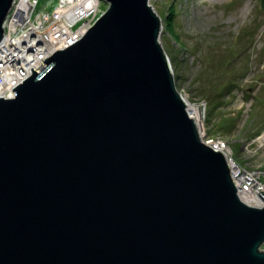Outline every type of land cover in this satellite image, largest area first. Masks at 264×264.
Segmentation results:
<instances>
[{"label":"water","instance_id":"1","mask_svg":"<svg viewBox=\"0 0 264 264\" xmlns=\"http://www.w3.org/2000/svg\"><path fill=\"white\" fill-rule=\"evenodd\" d=\"M105 1L0 98V264H264V207L200 140L160 19L148 0Z\"/></svg>","mask_w":264,"mask_h":264},{"label":"rangeland","instance_id":"2","mask_svg":"<svg viewBox=\"0 0 264 264\" xmlns=\"http://www.w3.org/2000/svg\"><path fill=\"white\" fill-rule=\"evenodd\" d=\"M260 1L148 0L161 21L158 41L168 58L174 86L200 111L204 131L200 140L204 144L222 140L235 159L251 165L262 156L252 148L248 153L245 147L264 131V11ZM54 2L39 0L38 9L51 11ZM260 247L263 251L264 243Z\"/></svg>","mask_w":264,"mask_h":264},{"label":"built area","instance_id":"3","mask_svg":"<svg viewBox=\"0 0 264 264\" xmlns=\"http://www.w3.org/2000/svg\"><path fill=\"white\" fill-rule=\"evenodd\" d=\"M54 4L51 11H43L38 9L39 0H13L3 22L2 27L4 31L2 37L4 38V36H7L8 39H12L14 42L19 41L23 43L24 40L22 38L27 37L28 34L29 36H33V39L37 36L38 38L35 37L36 39H34L35 42L33 40V44H36L34 45L36 47L29 42V49L25 53L29 54L30 52L33 54V57H37L35 58L36 60H42L46 57H44V54L47 50H44V48L47 43L52 46V48L49 49V54L52 55L59 50L56 48L57 45L52 41L51 37L55 39L56 37L60 38V28L65 32V36L70 37L68 38L62 35L63 43L66 42L63 49H61L64 50L80 40L88 29L106 12L108 6L105 0H55ZM34 30H36L35 35L32 33ZM47 35L50 37L48 40L45 38ZM12 48H14L13 45L10 46V44H8L2 51H6L7 49L11 51L13 50ZM51 49L55 51L53 52ZM11 60H16V58ZM17 63H10V61H8V65L0 64V98H13L14 94L13 88H11L12 83L10 81L12 80L10 75H24V71L30 68V62L26 63L28 66L25 68L23 66V69L21 66H18ZM9 68L11 70H8ZM30 75H32V70L29 74L24 75L21 81H14L13 84L18 86ZM202 138L203 136L200 137L201 140ZM205 144L215 151L223 150L225 153L229 164L231 179L236 187L238 195L241 194L243 196H240L241 198L254 201L256 202L255 204L261 205L255 208L260 209L264 207L262 203L264 200L258 194L262 189L264 192V131L251 140L245 147V151L248 153L250 152L249 149L252 148L254 149L253 153L262 156L260 161L255 165H251V162L248 164L246 161L239 162L235 159L228 144L222 140L212 139L206 141ZM259 251L262 252L260 249Z\"/></svg>","mask_w":264,"mask_h":264},{"label":"bare ground","instance_id":"4","mask_svg":"<svg viewBox=\"0 0 264 264\" xmlns=\"http://www.w3.org/2000/svg\"><path fill=\"white\" fill-rule=\"evenodd\" d=\"M27 4V3H26ZM54 5L55 4H53V6H52V8L54 7ZM3 26V25H2ZM2 29H3V27H2ZM3 31H4V29H3ZM35 32H36V30H34V31H32V33L35 35ZM59 32H60V38H58V37H56V39L55 38H53V37H51V39H52V41L53 42H55L56 43V48L57 49H59V50H61V49H63V47H64V44H66V42L65 43H63V39H62V35L63 36H65V32H63V30L60 28L59 29ZM3 36V35H2ZM36 38H38L37 36H35ZM34 37V39H36ZM65 37H68V36H65ZM3 38V37H2ZM47 40L48 39H50V37L47 35L46 37H45ZM68 38H70V37H68ZM24 41H23V43H21V42H19V41H16V42H14L12 39H8L7 38V36H4V38H3V40H2V42L0 43V54H1V56H0V64H7L8 63V61H10V63H13V62H18L17 64H18V66H21V68L23 69V66H24V68L25 67H27L28 65H26V63H28V62H30L29 63V66H30V68L28 69V70H25L24 71V75H26V74H29V72L31 71V68L33 67L35 70H37L38 69V67L42 64V62L41 61H44L43 59H45V58H49L50 56H52L51 54H49L50 53V48H52V46L49 44V43H47L46 44V47L44 48V50H47L46 51V53L44 54V57L45 58H43L42 60H40V59H35V58H37L36 56H34L33 57V54L32 53H30L29 52V54L28 53H25L28 49H29V47H28V43L30 42V44H33V36H29V34H28V36L27 37H23L22 38ZM26 40V41H25ZM34 42H35V40H34ZM8 44H10V46L11 45H13V47L14 48H12L13 50H9V49H7L6 51L4 50V51H2V49L3 48H6L7 46H8ZM34 45H36V44H33V46ZM34 47H36V46H34ZM41 48V47H40ZM53 52L55 51L54 49H51ZM2 51V52H1ZM10 53V54H9ZM15 59L16 58V60H11V59ZM19 61H20V63H19ZM5 62V63H4ZM8 65V64H7ZM3 66V65H2ZM6 67V66H5ZM4 67V68H5ZM3 68V69H4ZM8 70H11L10 68L8 69ZM24 75H21V74H18L17 76L14 74V75H10L11 77V80L12 81H10L12 84H11V88H15V86H16V84H13V82L15 81V82H19V81H21L23 78H24ZM28 78V77H27ZM13 94H14V92H13ZM4 99V98H3ZM186 102V107H187V112H188V115H189V117L190 118H194V121H195V123H196V127H197V130H198V132H200V135L201 136H203L204 134V131H203V126H202V121H201V114H200V111H199V109L195 106V105H192V104H190L189 102H187V101H185ZM200 136V137H201ZM204 137V136H203ZM231 151V150H230ZM229 151V152H230ZM220 152H222L224 155H225V153L223 152V150L222 151H220ZM228 152V153H229ZM225 157H226V155H225ZM236 194H237V196H238V198L241 196V197H243L241 194L240 195H238V193H237V190H236ZM239 198L242 202H244L245 204H247L248 206H254V208L255 207H259V206H261V205H258V204H255L256 202H254V201H250V200H245L244 198ZM262 201V200H261ZM262 203L264 204V201H262ZM263 208V207H262ZM262 208H260V209H262Z\"/></svg>","mask_w":264,"mask_h":264}]
</instances>
